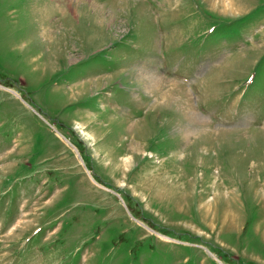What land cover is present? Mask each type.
<instances>
[{
    "label": "rangeland",
    "instance_id": "obj_1",
    "mask_svg": "<svg viewBox=\"0 0 264 264\" xmlns=\"http://www.w3.org/2000/svg\"><path fill=\"white\" fill-rule=\"evenodd\" d=\"M0 264H264V0H0Z\"/></svg>",
    "mask_w": 264,
    "mask_h": 264
},
{
    "label": "bare ground",
    "instance_id": "obj_2",
    "mask_svg": "<svg viewBox=\"0 0 264 264\" xmlns=\"http://www.w3.org/2000/svg\"><path fill=\"white\" fill-rule=\"evenodd\" d=\"M160 82V80L159 79H156V82L154 83H152L151 84V87H157L158 86V83ZM150 87V86H149ZM192 118V117H191Z\"/></svg>",
    "mask_w": 264,
    "mask_h": 264
}]
</instances>
